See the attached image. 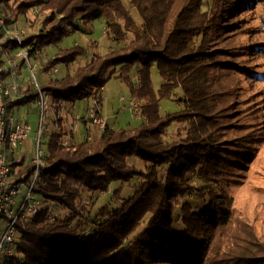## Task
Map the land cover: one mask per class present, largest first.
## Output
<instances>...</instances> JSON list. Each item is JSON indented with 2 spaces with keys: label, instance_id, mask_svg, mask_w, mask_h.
I'll return each instance as SVG.
<instances>
[{
  "label": "trees",
  "instance_id": "16d2710c",
  "mask_svg": "<svg viewBox=\"0 0 264 264\" xmlns=\"http://www.w3.org/2000/svg\"><path fill=\"white\" fill-rule=\"evenodd\" d=\"M250 3L0 0L10 17L38 9L40 29L26 37L23 48L31 57L60 47L45 64L47 73L88 54L80 44L60 46L68 27L80 29L97 20L105 24L112 51L94 54L62 76L57 69L40 86L57 107L92 96L114 76L127 84L130 100L144 102L139 122H108L104 130L93 126L95 133L85 123L83 137L71 136L68 145L61 143L70 134L63 126L46 136L36 193L64 214L51 220L53 212L41 208L21 223L18 248L8 264H264V233L236 217L228 190L230 171L243 168L252 156L250 142L230 146L226 140L237 117L231 111L234 92L226 82L237 69L255 74L229 59L235 51L219 46L224 31L241 22L233 20L234 14ZM180 92L182 98L175 100ZM164 100L179 102L183 109L163 113ZM175 124L186 126L173 133ZM16 165L21 164H13L16 181H28L34 166L23 179ZM114 181L131 189L123 193L120 187L116 202L93 210L96 198L108 193Z\"/></svg>",
  "mask_w": 264,
  "mask_h": 264
},
{
  "label": "rangeland",
  "instance_id": "374dc122",
  "mask_svg": "<svg viewBox=\"0 0 264 264\" xmlns=\"http://www.w3.org/2000/svg\"><path fill=\"white\" fill-rule=\"evenodd\" d=\"M5 13L8 19L7 28L9 32L0 31V38L3 41L2 44L0 43V58L3 59L6 65L8 62H12L14 66H19L21 83L30 85L33 73L28 62L19 56L22 48H19L15 42L9 45L6 42L10 38H14L19 32L18 30L25 31L26 39V37L40 29L38 9H33L26 15L12 17L6 11ZM233 20L236 22L241 20V22L238 23L235 29L224 31L225 40L219 46L235 51V55L229 57V59L238 67L254 72L256 76L248 75V73L246 75V72L237 69L232 71V75L226 82L234 92H231L232 100L236 101L231 111L237 112L235 113L237 117L233 121V127L227 133L226 140L232 142L230 146L236 143L250 142L249 152H251L252 156L243 168H234L230 171L228 175V190L234 201L236 217L246 219L256 228L258 233H264V0H251L249 6L234 14ZM15 22L18 27L15 26ZM68 32L69 34L60 46L69 47L80 44L88 49V54L70 64L69 67H66V65L58 67V74L56 73L58 76L66 74L67 69H75L85 64L94 54L105 53L114 49V41L107 37V28L100 20L94 21L92 24L81 25L80 29L75 26L68 27ZM252 46L260 47V49L258 51L250 50L249 48H252ZM59 52L60 47L54 45L48 50L40 51L30 57L31 65L35 69V76L40 86H44L55 77V72L47 73L44 69L47 61ZM155 82L159 83L157 76H155ZM31 88L35 91L34 87ZM103 94H105V98L102 104L99 101ZM93 96L98 101L105 119L115 126H125L127 122L132 121L139 122L131 112L123 110L124 103L121 102V98L130 99L131 97L129 87L124 81L114 76L107 81L103 91L100 88L99 91L93 93ZM182 96L181 92L178 93V97L175 100L179 101ZM20 99L21 95L7 99V121L14 119L24 123L30 122L32 132L30 139L25 144L18 147H8L7 155L12 164H21L16 165L15 170L17 172L21 171L24 179L28 176L27 168L33 166V160L37 153V129L40 107L34 101L22 103L19 101ZM137 101L141 105L144 104L141 100ZM50 102L52 107L49 112L48 122L51 124L53 131L57 130L59 126H63L70 132L66 136L68 145L71 143L70 137L75 136L74 134L79 129V132L84 133L85 122L81 118L73 119V122L72 119L69 120V117H66L64 112H69L71 116L74 115L76 118L81 117L85 113L87 103L83 100L77 101L75 105L63 102L64 107L60 109V106L57 107L52 98ZM183 106V104L171 100H164L161 103L163 113H175L183 109ZM127 116L131 117L132 120H127ZM185 126L175 124L171 131L174 133L179 129L185 128ZM90 128L95 133V127L90 125ZM45 142L46 136H43V149L45 148ZM137 164L139 167L142 166L141 161H138ZM30 180L31 176L28 181L21 184L25 192ZM120 187H124L123 193L131 189L128 184L121 186L120 182H112L110 191L99 194L96 198L92 205L94 206L93 210H98L101 204L116 202L114 192ZM33 197L40 201L42 208H49L53 215L64 214L62 209L55 203L44 200L38 194H34ZM2 225L5 227L7 224L2 222Z\"/></svg>",
  "mask_w": 264,
  "mask_h": 264
},
{
  "label": "built area",
  "instance_id": "2783aa9c",
  "mask_svg": "<svg viewBox=\"0 0 264 264\" xmlns=\"http://www.w3.org/2000/svg\"><path fill=\"white\" fill-rule=\"evenodd\" d=\"M16 23V22H15ZM18 27V24H15ZM0 31L9 32L7 28V16L0 5ZM19 32L14 38H10L17 43L22 51L19 56L28 62L33 73L30 85L35 89L31 92L28 84L21 83L19 79V66H14L12 62L7 65L0 58V264H8L16 254L20 236V225L26 220L37 216L41 211V203L34 199L33 195L37 194L36 190L42 181V169L44 163L43 136H48L52 133V126L48 122L49 112L51 110V98L42 91L38 80L35 76L34 68L30 62V53L28 49L23 48L25 42V31ZM0 43L3 41L0 38ZM9 45L8 41L6 42ZM57 72V69L54 70ZM9 73L11 83H7L6 74ZM105 87H102V90ZM36 94L35 98L31 96ZM21 95L22 103L34 101L40 107V116L38 119L37 129V153L33 160L34 171L31 174V180L27 184L25 192L21 184L15 179V171L13 164L7 155L8 147H18L25 144L30 139L32 125L30 122L15 121L11 119L7 121L8 108L7 99ZM87 103L85 115L81 117L88 125L95 126L100 130H104L108 126V121L103 116L101 107L95 97L89 96L83 99ZM124 103L123 110L131 112L133 116L140 120L143 118L142 105L136 100L121 98ZM75 105V104H74ZM60 107H64V103L60 102ZM92 135H88L91 139ZM61 143L67 145V137L62 136ZM51 220L55 219L54 215L50 216ZM2 222H6L3 227Z\"/></svg>",
  "mask_w": 264,
  "mask_h": 264
},
{
  "label": "crops",
  "instance_id": "0c3cea01",
  "mask_svg": "<svg viewBox=\"0 0 264 264\" xmlns=\"http://www.w3.org/2000/svg\"><path fill=\"white\" fill-rule=\"evenodd\" d=\"M5 77H6L7 83H11V77H10L9 73H7ZM104 95H105V94H103V97H102V104H103V102H104V98H105ZM87 106H88V105H87ZM87 106H86L85 112H86V110H87ZM65 111H66V110H65ZM67 111H68V110H67ZM64 113L66 114V117H67V118L69 117L68 119H69V120L72 119V121H73V119H79V118L83 117L84 114H85V113H84L81 117L79 116L78 118H76L74 115L71 116V115L69 114V112H64ZM61 117H62V116H61ZM127 117H128V116H127ZM127 117H126V118H127ZM130 119H131V117H130V118H129V117L127 118V120H130ZM131 120H132V119H131ZM73 122H74V121H73ZM108 122L110 123V121H108ZM132 122H133V121H132ZM132 122H127V124L132 123ZM83 124H84V123H83ZM110 124H112V123H110ZM112 125H114V124H112ZM79 128H80V127H79ZM84 128H86L85 125H84ZM85 130H86V129H84V132H85ZM88 130H90V132L93 133V130H92L91 128H89V126H87V131H88ZM79 131H80V129H79ZM79 131H78L76 134H74V135H75V136H74V139H79V138H82V137H83V135H82L83 132H79ZM81 133H82V134H81Z\"/></svg>",
  "mask_w": 264,
  "mask_h": 264
}]
</instances>
